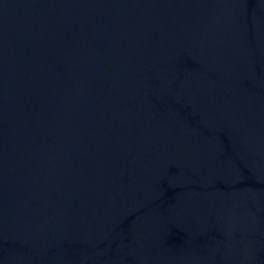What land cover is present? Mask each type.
Here are the masks:
<instances>
[{"label": "water", "instance_id": "obj_1", "mask_svg": "<svg viewBox=\"0 0 264 264\" xmlns=\"http://www.w3.org/2000/svg\"><path fill=\"white\" fill-rule=\"evenodd\" d=\"M0 264H264V0H0Z\"/></svg>", "mask_w": 264, "mask_h": 264}]
</instances>
